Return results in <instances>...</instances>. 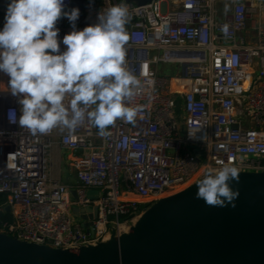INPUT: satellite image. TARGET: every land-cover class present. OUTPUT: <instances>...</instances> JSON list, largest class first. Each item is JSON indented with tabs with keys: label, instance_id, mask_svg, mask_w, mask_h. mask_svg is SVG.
Returning a JSON list of instances; mask_svg holds the SVG:
<instances>
[{
	"label": "built area",
	"instance_id": "built-area-1",
	"mask_svg": "<svg viewBox=\"0 0 264 264\" xmlns=\"http://www.w3.org/2000/svg\"><path fill=\"white\" fill-rule=\"evenodd\" d=\"M0 2L5 14L10 0ZM118 4L128 10L125 66L139 81L129 101L140 109L135 122L117 120L105 136L87 119L71 133L33 135L10 122L18 98L1 91L0 195L14 221L0 231L76 249L127 232L151 204L210 169L264 170V0H86L89 23L75 27ZM57 27L61 40L72 30L66 18ZM160 63L182 67V90L160 75ZM54 143L74 154L75 187L49 174Z\"/></svg>",
	"mask_w": 264,
	"mask_h": 264
},
{
	"label": "clouds",
	"instance_id": "clouds-1",
	"mask_svg": "<svg viewBox=\"0 0 264 264\" xmlns=\"http://www.w3.org/2000/svg\"><path fill=\"white\" fill-rule=\"evenodd\" d=\"M78 7L65 0H10L0 30V72L9 77L8 90L18 98L20 115L9 111L11 123L33 135L53 129L73 132L87 119L107 135L117 120L134 123L140 109L129 106L139 86L126 68L127 7L114 5L97 22L75 27ZM72 30L59 39L58 21ZM61 43L65 46L61 50ZM238 169L224 164L196 182L195 198L210 207H235Z\"/></svg>",
	"mask_w": 264,
	"mask_h": 264
},
{
	"label": "water",
	"instance_id": "water-1",
	"mask_svg": "<svg viewBox=\"0 0 264 264\" xmlns=\"http://www.w3.org/2000/svg\"><path fill=\"white\" fill-rule=\"evenodd\" d=\"M85 5L74 0L71 7L79 8L80 25L89 23ZM238 172L234 208L196 199L197 180L155 201L127 232L97 244L55 248L0 231V264H264V170ZM82 225L93 232L92 222Z\"/></svg>",
	"mask_w": 264,
	"mask_h": 264
},
{
	"label": "crops",
	"instance_id": "crops-1",
	"mask_svg": "<svg viewBox=\"0 0 264 264\" xmlns=\"http://www.w3.org/2000/svg\"><path fill=\"white\" fill-rule=\"evenodd\" d=\"M261 18H264V13ZM3 21L4 20L0 18V30H2L4 26L5 22ZM248 31L250 33L253 32L251 28ZM79 153L80 151L77 152V154ZM73 158H74V154L72 152L65 150L58 143H54L50 150V155H49L48 170L50 176L54 178H58L64 184L75 187L78 183V177H77L76 169L72 165Z\"/></svg>",
	"mask_w": 264,
	"mask_h": 264
},
{
	"label": "rangeland",
	"instance_id": "rangeland-1",
	"mask_svg": "<svg viewBox=\"0 0 264 264\" xmlns=\"http://www.w3.org/2000/svg\"><path fill=\"white\" fill-rule=\"evenodd\" d=\"M1 5L2 4L0 2V8H1ZM4 17H5V14H3V12H0V18H2L4 20L3 22H5ZM248 38H249V41H251V42H254L257 39L253 35L248 36ZM181 70H182V67L179 65H174V64H169V63H160L158 65V71H159L160 75L161 76H171L172 77L171 83L173 81L176 84L177 88H179V89H182V86L179 85V83H178V82H180V80L178 81V76H182ZM5 82L6 81H4V79H2V84H0V92L8 88V85L4 84ZM193 149L198 150L199 147L192 146L191 150H193Z\"/></svg>",
	"mask_w": 264,
	"mask_h": 264
},
{
	"label": "trees",
	"instance_id": "trees-1",
	"mask_svg": "<svg viewBox=\"0 0 264 264\" xmlns=\"http://www.w3.org/2000/svg\"><path fill=\"white\" fill-rule=\"evenodd\" d=\"M6 197L3 195H0V230L3 228V224L5 222L12 223L14 221V216L12 212L6 210V208L2 207V205L5 203Z\"/></svg>",
	"mask_w": 264,
	"mask_h": 264
},
{
	"label": "bare ground",
	"instance_id": "bare-ground-1",
	"mask_svg": "<svg viewBox=\"0 0 264 264\" xmlns=\"http://www.w3.org/2000/svg\"><path fill=\"white\" fill-rule=\"evenodd\" d=\"M246 85H248V83H246ZM172 88L175 90H182V89L177 88L176 84L173 81H172Z\"/></svg>",
	"mask_w": 264,
	"mask_h": 264
}]
</instances>
